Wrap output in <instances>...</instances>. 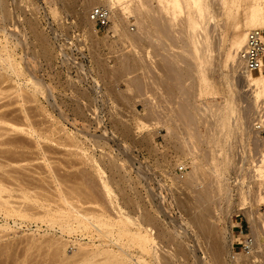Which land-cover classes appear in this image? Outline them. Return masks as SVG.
Returning <instances> with one entry per match:
<instances>
[{
    "label": "rangeland",
    "instance_id": "374dc122",
    "mask_svg": "<svg viewBox=\"0 0 264 264\" xmlns=\"http://www.w3.org/2000/svg\"><path fill=\"white\" fill-rule=\"evenodd\" d=\"M210 1H211L210 9L206 14L207 17H204V18L202 17L203 20L202 18L198 19V21L201 19L200 20L201 22L199 21L200 23H198V29H199L198 37H200L198 40H201V41L202 39L203 41L205 40L204 43L203 42H201V44L198 43L199 48H201L199 52L203 51L202 52L203 54L202 53H199V54L201 55L202 59L205 58L206 64H205L204 69H205L207 78L209 80L208 82H210V85H207V87H205V89L207 88V91H205L204 92L205 94H202V95L199 94V91H200L199 89L201 87L200 86L201 79L199 78V72H198L199 63L197 62L196 59L192 58L191 52H193L192 54H194V49H192V47L189 46L190 44L189 40L187 36L183 34V32L180 31L181 25L179 24L178 25L176 24V26L174 27V30L172 31L173 34L171 33L170 35L171 37H169L170 39L167 40L164 38V35H162V33L160 34L159 32H156L158 34L155 33L150 36L148 34H145L146 29H147L146 27H147L149 20L147 19L144 20L141 18L140 20L141 21L143 20V21L139 24L136 21L137 20L136 17L138 15L135 16V14L130 15L125 23L118 26L117 30L113 28L114 22L112 19H110V23L106 28H99L96 26L94 22H92L90 25L85 22H81L82 21L81 19L83 18V20H85V17L89 14V11L91 10V8L94 5H96L94 3L92 4L91 3L92 1L90 2L89 0H3L2 1L3 7L5 9H9V12H10V17L8 18L9 21L7 20V22L10 24L9 26L11 27V29L15 27V29L21 31V33L19 34L20 36H22L20 37L22 39V45L21 47L19 46L18 48L17 57H19L20 53L21 54L24 53V56L27 58L29 57L31 58L32 56L30 55L34 56V58L33 57L31 58L34 60V63L32 60L34 68H32V65L30 64L31 60L28 61V63L26 62L27 65L26 63L24 65L25 67L28 66L29 68L30 67L32 68L33 75H36L42 80L44 87H43V92L38 94V97L36 100H32V98L29 97V94L27 95L26 93H24L25 96H23V98H25V100H22L23 98L21 96L20 97L21 102L20 101L18 102L17 101L18 98L17 96H15L17 94H13L14 93L13 90H15V93H16V89L14 86L15 83H12L13 81L11 82V80L7 79V81L13 84V88H11L12 87V84H11L9 85L10 86V89H9V88H6V84H8L9 82H6V80L5 82L2 81L0 84L2 85L0 86V91H1L0 92V108H1L0 112H6L7 111L6 109L9 108L10 112L12 113L15 109L19 108L15 110V112L11 114V116L9 114L10 119L11 117H13L14 119L15 116L18 115L14 121L19 122L18 120L20 118V115H22L20 113L22 112L20 111V109L26 107L28 117L24 118V120L21 119L22 122L18 124L23 123L25 127H28L27 124H30L35 128V130L37 129L41 133L43 132L42 133L43 135L46 134L45 136H48V137L51 136V138L49 137L48 139L46 138H39V139L36 138L35 139V137L30 136V134L29 135L20 134L21 132L19 133L15 132L14 134L13 133L14 131H11L8 133V131L6 130H3V129L0 130V133H1L0 135V141H1L0 142V150H1L0 152V162H1L0 163V173H1L0 178L3 177L5 180L4 182L2 181L3 178L0 179L1 181L0 183L1 185L3 184L4 187L6 186V188L10 189V193L8 192L9 190L7 191V193L13 196L14 199L11 196L10 198L11 201H14L16 199L14 204L20 203L21 205L24 203L25 205L28 204L29 206L30 205L32 206L33 204L32 206L33 208L35 205V208L38 209V210L36 209L37 213L39 212V209H41L38 215L35 214V216L37 215V217H39L40 213L44 209V207L42 208V206L40 205V202L41 204L47 203L48 205V203L52 202L53 200L52 198H55L58 196V192H56L57 190L55 189L57 186H55V184L58 185L59 182L57 183V181H59V179L64 177L61 179L63 181L60 180L62 183L61 182L59 183L60 186L61 184L63 185L62 188L64 190L65 189L70 190L72 187H69V186L70 185L73 186V183L76 186H78L79 184L78 187H81L80 185L83 183L81 188H84L85 186L84 189L87 190V191L85 190L86 191L85 194L88 193V196L86 195L87 200H88V197L92 196L93 194L96 196V198L100 196L97 199L98 201L95 200L96 199L95 197H94V201L91 200L93 202V204H91L92 206H95V208L97 207L101 209V206L99 205L103 203L101 205L105 204L106 207H109L106 204L107 202H105L106 197L104 196L103 193L102 195L104 197H102L101 195V192L104 191L102 184H101L102 183L101 176L103 175L105 178V174H106V177L109 176L111 173L113 174V171L109 167V162L111 163V161L113 162L117 160L116 161L117 164L120 161V163H123V165L121 164L122 167H120L121 169L119 168V172L117 173L118 175L115 174L116 175L115 176L113 174V176L116 179H114V181H111L110 179V181L113 184L112 185L110 183V186L111 187L113 186V195L117 196L115 198H116V203L118 207L121 208L122 210L125 209V211L126 210L128 211L130 209V212H131V207L134 205L133 206L134 208L132 209V210L135 209L134 215L137 212L141 211L139 207L141 209L144 207V209L151 211L153 214H156V215L158 214V217H159L158 220L161 221V224L154 222L153 225L155 228L153 227V225H152L153 228L150 226V229L152 230L151 231L152 234L153 235L155 234L154 236L160 237L161 235H164L163 233L164 231L165 232L167 231L168 234H173L171 236L177 235L176 239H174L175 240L174 243L178 240H181V241L185 240L184 242L182 241L184 244L189 243L190 246L192 244L193 245L195 244L194 245L195 247L198 246L197 247L198 250L196 249L195 251L197 255H195V253H190L191 256L190 258L185 260L186 262L184 261V259H182L183 257H180L181 261L183 260L184 263L186 264L188 263L189 264H214L216 263L217 260L215 258H217L218 256L217 257L214 256V259L216 261L214 259L213 260L215 262L211 261L210 259L211 257L213 258V255L215 254L210 253L212 251H210L211 249L208 248L209 246L207 245L208 244L207 239L209 237L206 234L205 235L207 237L206 236L203 237L202 235L203 238L202 237L200 238L201 240L200 243L196 242L197 238H195L196 237L195 232L192 229L193 225H190L191 223L189 224L190 220H188V218L190 216L192 217V215L194 216V214L196 215L199 214V212L201 211L199 209L200 205H199V208L197 207L198 209L191 210L190 208L191 206H189L190 204L187 200H184L185 202H187V204L185 205L184 201H182L183 202L182 203L181 201H178L177 199L179 197V199L183 200V198H188L190 196L189 199H192V202H193L195 199L194 197L196 195L195 189L197 191H202L203 189L204 190L209 189L210 191L213 192L214 189L216 191V189L218 188L217 192L212 193L216 199L212 197V199H210L209 201V200H205L200 197L201 200H203V202L201 203L197 202V204L202 205L201 209L203 213L200 212V214H207V213H204V211H206V209L204 210V206H203L204 202L206 206L210 205L208 206L210 213L209 215L208 214L205 215L206 216L205 218L207 219L209 218L208 219L209 225L210 226L213 225L212 227H215L217 229L215 233H217L218 237L221 236L219 239V242L222 245L221 252H223V249H224V252L221 253L218 259L219 260L221 259L223 264H264V231H263L264 224L262 223V221H264V177L258 178L257 174L255 173L256 167H253L255 166L254 163L256 164V160L257 159L259 160L260 153L263 150V146L260 143L264 144V123L261 122V121L264 122V104H263L264 102L262 103L264 98L263 97L260 98L258 103L255 102L254 98H252L254 97L253 96L254 94L253 93L251 94L254 88H252L251 85L247 86V84H245L244 81L240 79V76L237 74V72H234V69L232 67V63L230 62V60H228L229 62L228 64H226L227 63V61H225L227 60L226 53L230 49L229 48L230 39L233 33V30L230 25L231 23H229L230 18H228L227 15L222 11L223 8H221V5L220 7L218 6L219 5L218 2H215L214 0H210ZM100 4L105 5V0H102ZM155 5L156 4L153 3V6ZM181 15L184 16L183 13ZM0 19H1V15H0ZM2 21L3 19L0 20V24H3ZM142 24H143V28L145 26L146 29L144 28V30H142L143 29L141 28ZM124 33H134V34L144 33V34L143 36L142 34L141 35L139 34L138 38L142 36L139 38V41L138 39H134L133 37L131 38H133L134 40L131 39L132 41H130V38L128 39ZM159 34H160V37H159ZM156 36L157 38H155ZM172 38L174 40L173 41L174 44L176 43L177 45L176 44L175 46L172 45L173 44L171 40ZM205 45L207 46V48ZM188 50L190 51L188 52ZM122 53H123V57H122ZM96 54L97 55L100 54L98 55L97 60L95 59L97 57ZM209 55H211L212 57ZM118 56H119V59H118ZM94 59L97 61V64ZM122 59H124L123 61L125 60H127V62L129 61L130 64L127 63L128 65L127 64L124 65V63L120 62V60ZM171 60L174 64L171 62ZM184 60H185V63L183 62ZM134 61L137 63H134ZM187 61H190L191 63ZM131 63H134V64H131ZM175 63L178 67L175 65ZM219 63L220 65H218ZM81 64L83 66L82 67L83 69L80 67ZM106 64L107 65L109 64L110 66L109 65L106 66ZM135 64L136 66L138 65L139 67H135V70H134L133 66H135ZM117 65L119 66V69ZM129 65L131 66L133 65L132 67H130V69L132 68L131 71L134 70L135 71L134 73L133 71L131 72L130 69L128 68ZM169 65L171 66L169 67ZM104 66L111 69L110 71H112L113 67L115 68L117 67L118 70L114 68L115 71H113V73L114 74L121 73L120 75H124L123 70L125 68H128V69L127 70L125 69L126 75L124 76L119 77L120 75L117 76L116 74L115 75L116 77L108 76L107 78V76L105 77L104 75V69H103ZM123 66H125V68ZM184 66H185V69H184ZM140 67H142V69ZM178 69L179 70L181 69V70L179 71ZM188 69H189V72H188ZM119 70L122 72H119ZM175 70H176V73H175ZM127 78L129 81L131 80L130 83H133V82L134 83L133 84L129 83L130 86H128L129 84L127 83L128 81ZM139 78L140 79L142 78L141 81H139V83L142 82V84L138 83L139 84L138 85L136 82H138ZM190 81H192L193 83ZM98 83L101 86L97 85ZM75 87L77 91L75 90ZM136 87L141 88V90L139 89L138 91H136L137 90ZM183 88H186V89L184 90ZM210 88L212 90H210ZM95 89H97V91ZM131 89H134V90H131ZM208 89L210 90L209 92L210 94H208V91H209ZM79 90L80 91L84 90L83 91L84 93L82 91L81 92L83 94H81V92L79 93ZM139 91L142 93H140ZM137 93H140V94H137ZM13 95L16 97V99ZM230 97H232V101H234L233 109L235 111H233L232 113L233 115H230V117L233 116L230 118V120H232L233 118L234 119L232 120L233 123L231 121L232 124L228 125V127L229 126L230 127L227 128L228 131L226 133L227 134L226 139L228 140L231 139L230 140L231 142L227 140V143H228L227 147L229 146L232 147V150L229 147L231 150L230 153H231V156H233L232 159L234 158L233 160L235 161L233 164L234 166L232 167L233 170H230V173L227 175L228 179L227 178L224 179V177L221 178V181L223 182V183L221 182V184L223 185L225 183L227 184V186L226 185H224L225 187L223 186L224 189L222 190L221 187H217L219 185H217L218 181L215 178L214 174L213 173L207 174L210 171L212 172V167H210L211 159L209 158L210 155H212V151H211L212 146H211V141L209 142V139L207 138L205 133L208 132L207 131L208 126H212V128L214 129L213 125L215 126V119L213 117L211 118V116L209 117L207 116L208 118L207 117L205 118L204 115H201L198 113L199 112L198 109L203 107V106H200L202 102L206 104L207 102L215 103L217 101V103L222 102L223 104H225L226 98H230ZM15 100L18 103H15L16 102ZM78 100L80 102H78ZM8 101H10L9 105L11 104V102L13 103L9 107L7 104ZM22 101L23 103L25 101L24 103L25 107L24 106L21 107V104H23ZM190 102L192 105L190 104ZM4 103L7 105H5ZM180 105L182 109L178 107ZM185 105L188 107V109L187 107H185ZM251 107H254L255 109L254 108L252 109ZM11 108H13V111ZM180 109L182 111H180ZM18 110L20 112H18ZM184 110H185V113H183ZM191 111L193 113L191 114L193 117L195 116L196 118L197 116V119L193 120V122L194 121H197V122L192 123V120H190L192 124L188 121L190 118L192 119L191 115H189ZM255 111H258V112L261 111L262 113L261 112L259 113L262 114L263 116L262 115H261L262 117L259 116L260 114L258 112L254 113ZM186 113L187 115L190 116L189 118L186 115ZM96 114L98 116H96ZM258 116L260 117L259 118L260 120L258 119ZM100 117H101L102 122L100 120ZM21 118L23 117L21 116ZM201 119H203L204 121L203 120L201 121ZM166 121L170 123L168 124ZM186 121L190 123V124H187V126H186ZM122 122L128 124L127 126H130L131 130L128 134H126L123 130H121L122 127H124ZM165 123L169 126L173 125L174 130L170 126L171 132L168 133ZM209 123L213 125H209ZM58 127H59V130H58ZM104 128H106V130ZM64 130L68 131L69 135H66ZM185 130L186 132H184ZM48 132L50 135L48 134ZM50 132L51 133L53 132V134L55 132V134L53 135ZM2 133L8 134V135H5V134L2 135ZM10 133H13V134H10ZM113 133L115 135H113ZM16 134H18L19 136ZM189 134L190 136L192 135L193 136L190 137ZM15 135L18 136V138ZM65 135L67 136V138ZM68 136L70 138H68ZM9 137L13 139V142H14V137H15V142L12 143L11 142L12 140L9 139ZM31 137L35 140H33ZM183 137L185 140L190 141L191 139L190 142L194 143L195 144L194 146L196 147L195 152L197 154L201 153L200 155L198 154L199 157L201 155L203 156L204 154L203 158L202 159L200 158L201 160L204 159L203 160L204 163L202 161L200 162L204 165L203 166L201 164L203 168L205 167L204 168L205 170L201 167L203 169V171L201 170L202 171L201 174L203 175L200 176L199 175L200 172H199L198 180H196L197 184H196V181H194L195 185H192V186H190L191 184L189 185V183H188L189 185L188 186L187 182L182 180V178H185V177L187 178L188 176L185 173L191 169L190 166L188 165V162H190L192 159L190 158L191 157L190 154L186 155L188 150H186L187 147L183 145L185 143L183 142L184 141ZM118 138H120V140ZM54 139L56 140L54 141ZM5 140L6 142H4ZM9 140L11 141L9 142ZM38 140L41 141L42 149L39 144L40 142ZM44 140H46L47 142ZM42 141H44L43 144H42ZM60 142H63L64 144ZM35 144L40 147L38 146L36 147ZM9 146L10 148H7ZM44 146L45 147L47 146L46 149ZM18 148L20 149V152H17V150H19ZM183 148H184V151H183ZM185 150H186V153H185ZM208 152H209V156L207 155ZM5 155L7 156V158L5 157ZM112 156L114 158H111ZM251 156H253V159ZM115 157H117V159H115ZM248 157H249L250 163H249ZM241 159L244 161L243 166L245 165V168L241 166L242 165ZM245 160H246V163L248 162L249 164L248 163L245 164ZM252 161L254 163H252ZM3 162H4V165H3ZM8 164H10L11 166ZM237 164H238V167H237ZM249 165H251L253 168L251 166L249 167ZM118 166H120V164ZM235 166L238 169V171L236 170ZM97 168L100 169V171L102 170V174L100 173V171H98ZM243 168L246 171L248 170L249 172L248 171L247 172L249 174ZM241 169H243L244 171ZM251 169L253 170L251 171ZM239 170H241V173ZM204 171L206 173H203ZM50 172L53 174H51ZM251 172L255 173L256 175L255 174L253 175V173L251 174ZM4 173L6 174L4 175ZM119 173L121 174V176L124 174L125 175L124 177L128 179L120 177ZM244 173L245 174L247 173V174L245 175ZM204 174L207 176H205ZM240 174H242L241 177H240ZM250 174L253 175V177ZM248 175L250 177H248ZM175 176H180L181 179H177L175 178ZM242 176L246 177V179L245 180L242 179L243 178ZM53 177L55 178V181H56V178H58L56 183L54 182ZM118 177L121 178V179L119 178V181L121 182L118 181ZM143 177L145 179H143ZM97 178H98V181H96ZM65 179H67L68 184L66 183ZM223 179L225 180V182ZM75 180L77 182H75ZM206 180L207 182L204 183V181ZM37 181H40V182L37 183ZM20 182L22 184L20 185L23 188L26 185L24 188L25 189L24 192H26L27 190L29 191L31 189L32 191L31 190L29 191L30 194L34 192V193H37L40 197L37 194H32L31 196L37 195V198L38 200L40 199L39 200L40 202L38 201L37 203L36 202L34 203L32 200L31 201L29 200L32 203V204H29L30 202L28 201H27L28 203L26 201H22L20 198V195L22 196L20 192L22 189V187L19 185ZM33 185H36L37 187ZM203 185L205 186V188L203 187ZM27 186H28V189H27ZM39 186H42V187H39ZM53 186L55 187L53 188ZM183 186H185L186 188ZM43 188L44 189L46 188L45 189L46 191L43 190ZM123 188H126V189H123ZM192 188H195V189L193 190ZM181 189H185V190H181ZM51 190H52V193H50ZM192 190L194 192H192ZM219 190L221 193L219 192ZM90 191L92 192V194ZM43 193H45V195ZM55 193L57 196L54 197ZM157 193H160V194H157ZM190 193L191 194L195 193V194L191 195ZM129 197L131 199V202L134 201L135 199L136 200L133 202L134 204L130 203L131 205L128 206L127 204H125L124 199L127 198L128 200ZM47 198L51 200H48ZM84 198L85 196L83 197L82 200L86 201L85 200L86 198L85 199ZM91 198L93 199V197H90V199ZM226 199L228 200V202ZM54 200H56V198ZM201 200H199V202ZM243 201L245 203H243ZM54 202L55 201L52 202V204H54L52 206H55L56 202L55 203ZM177 202H180L182 204H178ZM105 205L104 207L102 206V208H104V210L111 209L109 213L111 214V212H113L112 217H116L114 216L115 211H113L112 206L106 209ZM182 205L184 207H182ZM137 206L139 207L136 208ZM157 207H159V210H157L158 209ZM177 207L179 208L177 209ZM188 207L190 208L189 212L192 211L190 212L192 214L188 215L187 217L188 212L186 210H188L187 209ZM251 209L253 211H251ZM255 210L257 211L256 215L254 213ZM33 211H35V209ZM115 214L117 215L116 212ZM132 215H133V212H132ZM255 216H257L256 219L254 218ZM191 217L189 219H191ZM13 218L14 217L5 219L3 215H0V236H1L0 237V255H1L0 264H11V262L13 264H18V262H20L19 264H39V263L40 264H46V263H49V264L56 263L57 264V262H54V259H53L54 257L52 255L53 253L52 254L50 253L54 249L51 243H53L55 240H59V241L62 240L63 242L65 241L67 242L65 243L66 245L65 255H69L70 257L73 256L74 252L78 250L77 248L79 247L80 242L81 243L84 242V244L85 242L89 243L88 241L89 239L86 237H81L80 235L77 236L74 234L73 235H69V234L63 235V233H61L59 230L45 225V223L40 222V220L36 221L32 219L33 221L27 220L24 222H20V220L16 221L15 220L16 218L14 219ZM174 218H176V220ZM254 219L258 221L259 223L258 222L256 223ZM251 221L253 222V226L251 225ZM186 222L189 225H186L187 224ZM166 223H168L169 225ZM4 224L5 225L7 224L9 228H5L6 229L5 230L2 226ZM165 224L166 226L164 229ZM254 224H257L256 225L257 227ZM259 225L262 227H260ZM157 226L162 227V228H158ZM170 227L173 229L171 230ZM175 227H177L178 229L177 228L175 229ZM252 227L256 228V229L254 228L255 231L253 230ZM157 228L161 231L157 230ZM166 228L169 231L166 230ZM176 231L177 232L181 231L182 233L181 237H179ZM253 231L255 233L257 232L256 234H258V236L256 237H258V241H257V238L254 239L255 238L254 235L256 234ZM182 235L185 238L184 237L182 238ZM162 237L163 236H161L159 239L157 238L158 243L161 242ZM248 237H250L251 239H254V246H256L254 247V250L252 253H248V248L243 247V243L245 246V241H246V238ZM204 238H206V241L204 240ZM73 240L75 241L73 242ZM166 240L163 239L162 241H166ZM76 242H79V244ZM195 242L197 244L199 243L200 246H202L201 244H203V246L199 247V244L197 245ZM255 242H257L259 245L255 244ZM173 247H171L172 248L171 250H174ZM205 250H207V253ZM17 251L20 253H18ZM11 252L14 253L15 255L12 254L11 256L10 255ZM205 255L207 257H204ZM43 261H47V262L43 263ZM218 261H217V264L220 263Z\"/></svg>",
    "mask_w": 264,
    "mask_h": 264
},
{
    "label": "bare ground",
    "instance_id": "6f19581e",
    "mask_svg": "<svg viewBox=\"0 0 264 264\" xmlns=\"http://www.w3.org/2000/svg\"><path fill=\"white\" fill-rule=\"evenodd\" d=\"M2 1L3 0H0V15H1V19H3V24H0V84H1V82L2 81H4L5 82V80H6V82H9V81H7V79L8 80H11V82L12 83H15L14 84V86H15V89H16V93H15V90H13V94H17V95H15V96H17V101L19 102H21V100H20V97L22 96V98H23V96H25V94L24 93H26L27 95L29 94V97L30 98H32V100H36L37 99V97H38V94H40V93H42L43 92V83H42V80L39 78V77H37L36 75H33V70H32V68H34L33 67V63H34V60L33 59H31L32 57L34 58V56L33 55H30V56H32L31 58L29 57V58H27V57H25L24 56V53L23 54H19V57H17V55H18V48H19V46L21 47V45H22V39L20 38V37H22V36H20V34L19 33H21V31L20 30H17V29H15V27L14 28H12L11 29V27L9 26L10 24L7 22V20H8V18L10 17V12H9V9H5L4 7H3V3H2ZM92 4L94 3V4H96V5H92L93 7H95V6H97V5H101L100 3H101V1L102 0H89ZM215 2H218L219 3V7H220V5H221V8H223V12L227 15V17L228 18H230V22L229 23H231L230 25H231V28H232V30H233V33H232V36H231V39H230V49L227 51V53H226V59L227 60H225V61H227V63L226 64H228V60H230V62L232 63V67H233V69H234V72H237V74L240 76V79H242L243 81H244V83L245 84H247V86L248 85H251V87L252 88H254V90L251 92V94L253 93L254 95V97H252V98H254V101L255 102H257L258 103V101H259V99L260 98H264V49H263V53H262V56H261V65L258 67V68H255V69H248V68H246L245 66H244V64H243V61L240 59V55H239V52L242 50V48H243V46H244V44H245V42H246V39H247V34H248V32L250 31V30H253V29H259V30H263L264 31V0H214ZM88 2V1H87ZM210 0H105V5L104 6H107L109 9H110V19H112L113 20V22H114V25H113V28L115 29V30H117L118 29V26L119 25H122L123 23H125L126 22V20L128 19V17L130 16V15H133V14H135V16L136 15H138L136 18H137V23H141L142 21L140 20L141 18L142 19H147V20H149V22H148V24H147V29L145 28V26H144V28L146 29V33L145 34H148L149 36L150 35H152V34H155L156 32H159L160 34L162 33V35H164V38L165 39H167V40H169L170 38L169 37H171L170 35H171V33H172V31L174 30V27L176 26V24L178 25H181V32H183V34H185L186 36H187V38H188V40H189V46H191L192 47V49H194V54H192L193 52H191V55H192V58L193 59H196L197 60V62L199 63V78L201 79V87H200V91H199V94L200 95H202V94H205L204 92L205 91H207V88L205 89V87H207V85H210V82H208L209 80H208V78H207V75H206V73H205V64H206V61H205V58L204 59H202V57H201V55L199 54V53H202V52H199L200 51V49L201 48H199V44L198 43H200L201 44V42H203L204 43V41H203V39H202V41L201 40H198L200 37H198L199 35H198V23H200L201 21V19L198 21V19L199 18H204V17H207L206 16V14H207V12L209 11V9H210ZM103 3H104V1H103ZM102 3V4H103ZM153 3H155L156 5L155 6H153ZM88 4V3H87ZM89 5V4H88ZM92 7V8H93ZM183 13V15L184 16H182L181 14ZM140 16V17H139ZM139 17V18H138ZM80 18H81V16H80ZM203 18H202V20H203ZM0 19V20H1ZM140 21H139V20ZM82 21L81 22H85V23H87V24H91L93 21H91L90 20V17H89V14L85 17V20H83V18L81 19ZM9 21V20H8ZM203 22H205V21H203ZM84 23V24H85ZM228 23V22H227ZM143 24H144V22H143ZM143 24H142V27L141 28H143ZM206 24V23H205ZM86 25V24H85ZM139 26V25H138ZM203 26V25H202ZM218 26V25H217ZM206 27V26H205ZM224 27V26H223ZM144 28L142 29V30H144ZM220 28V27H219ZM228 28V27H227ZM230 28V29H231ZM88 29V28H87ZM91 29V28H90ZM177 29V28H176ZM201 29H202V27H201ZM203 29H204V27H203ZM202 31V30H201ZM204 31V30H203ZM262 31V33H263V40H264V32ZM92 32V31H91ZM138 32V31H137ZM143 32H145V31H143ZM24 33V32H23ZM22 33V34H23ZM95 33V32H94ZM93 33V34H94ZM201 33V32H200ZM199 33V34H200ZM125 34V36L129 39L130 38V41H132V40H134V39H138V41H139V38L140 37H142L143 36V34L142 33H139L140 35L142 34V36H140L139 38H138V36H139V34L138 33H124ZM156 34H158V33H156ZM160 34H159V37H160ZM173 34V33H172ZM201 35V34H200ZM149 36H148V38H149ZM180 36H182V35H180ZM205 36V35H204ZM25 37H26V35H25ZM131 37H133V38H131ZM154 37V36H153ZM162 37V36H161ZM174 37V36H173ZM185 37V36H184ZM219 37V36H218ZM145 38H147V37H145ZM155 38H157V36L155 37ZM183 38V37H182ZM204 38V37H203ZM221 38V37H220ZM103 39V38H102ZM132 39V40H131ZM162 39V38H161ZM181 39V38H180ZM205 39V38H204ZM14 40H16V41H14ZM172 40V42L174 41L173 40V38L171 39ZM170 40V41H171ZM177 40V39H176ZM102 41V40H101ZM169 41V42H170ZM187 41V40H186ZM225 41H226V39H225ZM129 42V41H128ZM135 42H136V40H135ZM33 43V42H32ZM131 43H133V42H131ZM165 43V42H164ZM171 43V42H170ZM169 43V44H170ZM185 43V42H184ZM208 43H209V41H208ZM208 43H207V45H208ZM221 43H222V41H221ZM136 44V43H135ZM176 44V43H175ZM175 44H174V42H173V44L172 45H174L175 46ZM188 44V43H187ZM112 45V44H111ZM168 45V44H167ZM177 45V44H176ZM185 45V44H184ZM204 45V44H203ZM210 45V44H209ZM170 46V45H169ZM201 46V45H200ZM206 46V45H205ZM167 47V46H166ZM190 47V48H191ZM209 47V46H208ZM168 48V47H167ZM183 48H185V47H183ZM189 48V49H190ZM206 48H207V46H206ZM110 49V48H109ZM169 49V48H168ZM165 50H167V49H165ZM184 50V49H183ZM203 50V49H202ZM206 50V49H205ZM111 51H113V50H111ZM110 51V52H111ZM190 50H188V52H189ZM167 52V51H166ZM176 52V51H175ZM92 53V52H91ZM116 53V52H115ZM147 53V52H146ZM93 54V53H92ZM92 54H91V56H92ZM168 54H169V52H168ZM172 54V53H171ZM203 54V53H202ZM210 54V53H209ZM97 55V54H96ZM98 55H100V54H98ZM98 55H97V57L95 58L96 60L98 59ZM112 55V54H111ZM116 55V54H115ZM119 55V54H118ZM134 55V54H133ZM147 55V54H146ZM84 56V55H83ZM126 56V55H125ZM177 56V55H176ZM175 56V57H176ZM208 56V55H207ZM209 56H211V55H209ZM103 57V56H102ZM122 57H123V53H122ZM129 57V56H128ZM146 57V56H145ZM172 57H173V55H172ZM204 57V56H203ZM212 57V56H211ZM89 58V57H88ZM127 58V57H126ZM165 58V57H164ZM177 58H179V57H177ZM207 58V57H206ZM94 59V60H95ZM102 59V58H101ZM100 59V60H101ZM118 59H119V56H118ZM125 59V58H124ZM124 59H122V60H120V62H122V63H124V65L125 64H130L129 63V61L127 62V60H125V61H123ZM174 59V58H173ZM172 59V60H173ZM183 59V58H182ZM31 60V65H32V68L30 67H28V66H26L25 67V63L27 62L28 63V61H30ZM32 60H33V63H32ZM95 60V61H96ZM139 60V59H138ZM172 60H171V62H172ZM175 60H176V58H175ZM180 60V59H179ZM103 61V60H102ZM140 61V60H139ZM167 61V60H166ZM169 61V60H168ZM208 61V60H207ZM175 62V61H174ZM179 62V61H178ZM181 62V61H180ZM184 63H185V60L183 61ZM187 62H189V63H191L190 61H187ZM27 63H26V65H27ZM134 63H137V62H135L134 61ZM134 63H131V64H134ZM143 63V62H142ZM173 63V62H172ZM182 63V62H181ZM180 63V64H181ZM188 63V64H189ZM195 63V62H194ZM221 63H222V61H221ZM96 64H97V61H96ZM120 64V63H119ZM127 64V65H128ZM144 64V63H143ZM146 64V63H145ZM174 64V63H173ZM179 64V65H180ZM208 64H209V62H208ZM225 64V65H226ZM99 65V64H98ZM109 65V64H108ZM107 64H106V66H108ZM121 65H123V64H121ZM127 65H126V67H127ZM140 65V64H139ZM142 65V64H141ZM175 65H176V63H175ZM190 65V64H189ZM218 65H220V63L218 64ZM97 66V65H96ZM101 66V65H100ZM106 66H104L103 67V69H104V75H105V77L107 76V78H108V76H114V77H116L115 75L117 74V73H113V71H115V69H117V67L115 68V67H113L112 68V71H110L111 69H109L108 67H106ZM110 66V65H109ZM113 66V65H112ZM118 66V65H117ZM133 66V65H132ZM131 65H129L128 66V68L130 69V67H132ZM145 66H147V65H145ZM144 66V67H145ZM171 65H169V67H170ZM177 66V65H176ZM188 66V65H187ZM186 66V67H187ZM81 68L83 67L82 66V64H81V66H80ZM124 68H125V66H123ZM134 67V70H135V67H139L138 65L136 66V64H135V66H133ZM168 67V66H167ZM173 67V66H172ZM178 67V66H177ZM177 67H175V68H177ZM180 67V66H179ZM191 67V66H190ZM27 68H28V70H27ZM98 68V67H97ZM102 68V67H101ZM115 68V69H114ZM120 68H122V67H120ZM124 68H122V69H124ZM128 68H125L126 70L128 69ZM141 69H142V67H140ZM147 68V67H146ZM193 68V67H192ZM221 68V67H220ZM83 69V68H82ZM114 69V70H113ZM118 69H119V66H118ZM117 69V70H118ZM122 69H120V70H122ZM123 70V74L124 75H126L125 73H126V70ZM132 69V68H131ZM131 69H130V71H131ZM138 69V68H137ZM145 69V68H144ZM163 69V68H162ZM170 69H172V68H170ZM182 69V68H181ZM180 69V70H181ZM184 69H185V66H184ZM190 69V68H189ZM189 69H188V72H189ZM197 69V68H196ZM119 70V72H122V71H120ZM134 70H132L133 71V73L135 72ZM172 70H174V69H172ZM179 70V69H178ZM179 70V71H180ZM129 71V70H128ZM129 71V72H130ZM131 71V72H132ZM145 71H147V70H145ZM150 71V70H149ZM187 71V70H186ZM185 71V72H186ZM196 71V70H195ZM97 72H98V70H97ZM116 72H118V71H116ZM175 73H176V70H175ZM182 73V72H181ZM191 73V72H190ZM114 74V75H113ZM121 74V73H120ZM120 74H117V76H119ZM185 74V73H184ZM226 74V73H225ZM124 75H120L119 77H121V76H124ZM129 76V75H128ZM184 77V76H183ZM188 77V76H187ZM86 78V77H85ZM118 78V77H117ZM138 78V77H137ZM136 78V79H137ZM186 78V77H185ZM191 78V77H190ZM1 79H3V80H1ZM133 79H135V78H133ZM142 79V78H141ZM141 79L139 78L138 79V82H136L137 84L139 83V81H141ZM182 79V78H181ZM192 79H194V78H192ZM197 79V78H196ZM211 79V78H210ZM96 80V79H95ZM111 80V79H110ZM127 80H128V78H127ZM184 80V79H183ZM182 80V81H183ZM85 81V80H84ZM129 81V80H128ZM127 81V83L129 84L130 82H131V80L128 82ZM179 81H180V79H179ZM211 81V80H210ZM190 82H192V81H190ZM10 83V82H9ZM6 84V88H9L10 89V86L9 85H11L12 83H10V84ZM71 83V82H70ZM97 83V82H96ZM134 83V82H133ZM133 83H130V84H133ZM144 83V82H143ZM182 83H184V82H182ZM189 83V82H188ZM193 83V82H192ZM213 83V82H212ZM130 84L128 85V86H130ZM139 84H142V82L141 83H139ZM138 84V85H139ZM72 85V84H71ZM97 85H99V86H101L99 83L97 84ZM137 85V86H138ZM184 85V84H183ZM244 85V84H243ZM242 85V86H243ZM0 86H2V85H0ZM74 86V85H73ZM98 86V87H99ZM131 86H133V85H131ZM143 86V85H142ZM180 86H181V84H180ZM187 86V85H186ZM191 86V85H190ZM197 86V85H196ZM203 86V87H202ZM246 86V85H245ZM189 87V86H188ZM251 87H250V89H251ZM11 88H13V84H12V87ZM100 88V87H99ZM137 88V87H136ZM193 88V87H192ZM228 88V87H227ZM85 89V88H84ZM141 90V88H137V90L136 91H138V90ZM184 90L186 89V88H183ZM218 89H219V87H218ZM12 90V89H11ZM75 90L77 91V89H76V87H75ZM96 91H97V89H95ZM99 90V89H98ZM131 90H134V89H131ZM130 90V91H131ZM190 90V89H189ZM209 90V89H208ZM210 90H212L211 88H210ZM210 90L208 91V94H210L209 92H210ZM82 92L84 91V90H81ZM80 90H79V93L81 92ZM116 91H118V90H116ZM142 91H144V90H142ZM197 91V90H196ZM195 91V92H196ZM1 92V91H0ZM81 92V94H83ZM140 92V91H139ZM186 92H187V90H186ZM190 92V91H189ZM99 93V92H98ZM134 93H135V91H134ZM140 93H142V92H140ZM140 93H137V94H140ZM85 94H86V92H85ZM100 94V93H99ZM110 94H111V92H110ZM115 94V93H114ZM136 94V95H137ZM190 94V93H189ZM18 95H19V97H18ZM97 95V94H96ZM193 95V94H192ZM207 95V94H206ZM14 96V95H13ZM14 96V97H15ZM84 96V95H83ZM82 96V97H83ZM86 96H88V95H86ZM198 96V95H197ZM229 97V96H228ZM12 98V97H11ZM88 98V97H87ZM1 99H2V97H1ZM15 99H16V97H15ZM97 99V98H96ZM95 99V100H96ZM194 99V98H193ZM200 99V98H199ZM22 100H25V98H23ZM196 100V99H195ZM7 101V100H6ZM10 101H12V100H10ZM10 101H8L7 102V104H8V107L11 105V104H13L12 102H11V104L9 105V103H10ZM16 101V100H15ZM15 102V103H18V102ZM252 101V100H251ZM3 102V101H2ZM78 102H80L79 100H78ZM189 102V101H188ZM234 101H232V97H230V98H226V103L225 104H223L222 102H220V103H217V101L214 103V102H207L206 104H204L203 102L200 104V106H203L202 108H199L198 109V113L199 114H201V115H204L205 116V118L208 116H211V118L213 117L214 119H215V126L213 125V124H211V123H209V125H213V127H214V129L212 128V126H208V132H206L205 134H206V136H207V138L209 139V142L211 141V146H212V148H211V151H212V155H210V159H211V165H210V167H212V172L210 171L209 173H207V174H210V173H213L214 174V176H215V178L217 179V181H218V184L217 185H219V186H217V187H221L222 188V190L224 189L223 188V186L224 185H226L227 186V184L225 183L224 185L223 184H221V178L222 177H224V179L225 178H227L228 179V177H227V175L230 173V170H233V164H234V161L235 160H233L232 159V157L233 156H231V153H230V151L232 150V147H230L231 148V150H230V148L229 147H227V140L228 139H226V133H227V128H229L228 127V125L230 124H232L233 123V119L232 120H230V118L231 117H233V116H231L230 117V115H233L232 113H233V111H235L234 109H233V103ZM264 102V99H263V101H262V103ZM6 103V102H5ZM4 103V104H5ZM22 103H23V101H22ZM24 103H25V101H24ZM24 103L23 104H21V107H23L24 106ZM252 103V102H251ZM7 104H5V105H7ZM98 104V103H97ZM190 104H191V102H190ZM264 104V103H263ZM19 105V104H18ZM88 105V104H87ZM189 105V104H188ZM192 105V104H191ZM256 105V104H255ZM254 105V106H255ZM261 105V104H260ZM2 106V105H1ZM20 106V105H19ZM80 106V105H79ZM190 106V105H189ZM6 107V106H5ZM25 107V106H24ZM78 107V106H77ZM178 107H180L181 108V105L180 106H178ZM185 107H187L186 105H185ZM193 107V106H192ZM259 107V106H258ZM17 108V107H16ZM98 108V107H97ZM252 109L254 108V107H251ZM260 108V107H259ZM262 108V107H261ZM1 109V108H0ZM5 109V108H4ZM12 109V111H13V108H11ZM15 109V108H14ZM17 109H19V108H17ZM17 109H15V110H17ZM182 109V108H181ZM180 109V111H182ZM187 109H188V107H187ZM186 109V110H187ZM189 109H191V108H189ZM255 109V108H254ZM7 111L6 112H0V130H6V131H8V133L9 132H11V131H14L13 133L15 134V132H21L20 134H30V136H34L35 137V139L37 138V139H39V138H46V139H48L49 137L51 138V136H45L46 134H42L40 131H38L37 129L35 130V128L32 126V125H30V124H27V126L28 127H25L24 126V124L22 123V124H18V123H21L22 122V120H24V118H27L28 117V114H27V108L25 107V108H21L20 109V111H22V112H20L19 110H18V112H20L22 115H20V118H19V120H18V118H17V120L19 121V122H17V121H14L15 119H16V117L18 116H15V118L13 119V117H11V119H10V116H11V114H13L14 112H15V110L11 113L10 112V109L8 108V109H6ZM9 110V111H8ZM95 110V109H94ZM97 110V109H96ZM241 110V109H240ZM249 110V109H248ZM263 110V109H262ZM261 110V111H262ZM83 111V110H82ZM100 111V110H99ZM189 111V110H188ZM261 111H259V112H261ZM10 112V113H9ZM98 112V111H97ZM236 112H238V111H236ZM241 112V111H240ZM243 112V111H242ZM247 112V111H246ZM256 112H258V111H255L254 113H256ZM258 112V113H259ZM83 113V112H82ZM93 113V112H92ZM180 113V112H179ZM183 113H185V110H184V112ZM182 113V114H183ZM262 113V112H261ZM9 114H10V116H9ZM16 114H17V112H16ZM16 114H14V115H16ZM188 114H189V112H188ZM191 114H193L192 113V111H191V113L189 114V115H191ZM260 114V113H259ZM258 114V115H259ZM168 115V114H167ZM175 115V114H174ZM181 115V114H180ZM186 115H187V113H186ZM189 115H187L188 116V118L190 117ZM198 115V114H197ZM255 115V114H254ZM262 114H260L259 116H261ZM9 116V117H8ZM21 116L23 117V118H21ZM96 116H98L97 114H96ZM171 116V115H170ZM183 116V115H182ZM200 116V115H199ZM249 116V115H248ZM258 116V119L260 118ZM263 116V115H262ZM261 116V117H262ZM191 117H192V119L190 118L189 120H188V118H187V120L191 123V121L190 120H192V123H194V122H197V121H194L193 122V120H196L197 119V116H196V118H195V116L193 117L192 115H191ZM203 117V116H202ZM201 117V118H202ZM207 117V118H208ZM251 117V116H250ZM253 117V116H252ZM257 117V116H256ZM255 117V118H256ZM9 118V119H8ZM194 118V119H193ZM204 118V117H203ZM22 119V120H21ZM167 119V118H166ZM200 119V118H199ZM198 119V120H199ZM100 120H101V117H100ZM203 119H201V121H202ZM209 120V119H208ZM255 120V119H254ZM260 120V119H259ZM263 120V119H262ZM13 121V122H12ZM122 121V120H121ZM168 121V120H167ZM166 121V122H167ZM188 121H186V126H187V124H190V123H188ZM204 121V120H203ZM207 121V120H206ZM205 121V122H206ZM231 121H232V123H231ZM15 122V123H14ZM101 122H102V120H101ZM209 122V121H208ZM262 123H264L263 121H261ZM100 123V122H99ZM168 124L170 123V122H167ZM191 123V124H192ZM202 123V122H201ZM204 123V122H203ZM259 123H260V121H259ZM116 124V123H115ZM122 124L124 125V127H122V129L121 130H123L126 134H128L129 132H130V130H131V128H130V126H127L128 124H126V123H123L122 122ZM166 124V123H165ZM207 125H208V123H207ZM57 126V125H56ZM105 126V125H104ZM122 126V125H121ZM172 128H173V125H170ZM169 125H167L166 124V128H167V132L168 133H170L171 132V127H170ZM185 126V125H184ZM119 127H120V125H119ZM165 127V126H164ZM53 128V127H52ZM55 128V127H54ZM205 128V127H204ZM60 129H61V127H60ZM105 130H106V128H104ZM177 129V128H176ZM199 129H200V127H199ZM207 129V128H206ZM54 130V129H53ZM58 130H59V127H58ZM173 130H174V128H173ZM181 130V129H180ZM189 130V129H188ZM191 130V129H190ZM205 130V129H204ZM57 131V130H56ZM198 131V130H197ZM63 132V131H62ZM64 132L66 133V135H69L68 134V131H65L64 130ZM116 132V131H115ZM132 132V131H131ZM184 132H186V130L184 131ZM195 132V131H194ZM13 133H10V134H13ZM45 133V132H44ZM47 133V132H46ZM51 133V132H50ZM59 133V132H58ZM182 133V132H181ZM200 133V132H199ZM208 133V134H207ZM5 134V133H4ZM3 133H2V135H4ZM48 134H49V132H48ZM51 134H53V132L51 133ZM54 134H55V132H54ZM53 134V135H54ZM63 134V133H62ZM0 135H1V133H0ZM5 135H8V134H5ZM16 135H18V134H16ZM15 135V136H16ZM50 135V134H49ZM65 135V136H66ZM113 135H115L114 133H113ZM113 135H111V136H113ZM19 136V135H18ZM18 136H16L17 138H18ZM97 136V135H96ZM106 136V135H105ZM121 136V135H120ZM119 136V137H120ZM189 136H190V134H189ZM188 136V137H189ZM193 136V135H192ZM192 136H190V137H192ZM205 136V137H206ZM230 136V135H229ZM228 136V137H229ZM61 137V136H60ZM70 137H71V135H70ZM69 136H68V138H70ZM2 138V137H1ZM3 138H4V136H3ZM2 138V139H3ZM20 138V137H19ZM32 138V137H31ZM53 138H54V136H53ZM59 138V137H58ZM66 138H67V136H66ZM66 138H65V140H66ZM103 138V137H102ZM115 138V137H114ZM6 139H8V138H6ZM9 139H11V140H9V142L11 141L12 143H14L15 142V137H14V142H13V139L12 138H10L9 137ZM33 139V138H32ZM35 139H33V140H35ZM112 139V138H111ZM119 140H120V138H118ZM123 139V138H122ZM187 139V138H186ZM202 139H203V137H202ZM4 140V139H3ZM2 140V141H3ZM18 140V139H17ZM16 140V141H17ZM53 140V139H52ZM56 139H54V141H55ZM58 140H60V139H58ZM68 140V139H67ZM118 140V141H119ZM125 140V139H124ZM183 142H185L183 145L185 146V147H187V149L186 150H188L187 151V154L186 155H188V154H190L191 155V157L190 158H192L191 159V161L190 162H188V165L190 166V170L188 171V172H186L185 174H187L188 176H187V178L185 177V178H182V180H184L185 182H187V185H188V183H189V185L190 186H192V185H195V183H194V181H196V180H198V177H199V175L201 176V175H203V174H201V172L203 171V169L205 168H203L202 167V163L200 162V161H202L203 162V160H201L202 158H203V156H204V154H203V156L201 157H199V155L201 154V153H196L195 152V144L194 143H192V142H190L191 141V139H190V141L189 140H185L184 139V137H183ZM231 140V139H230ZM230 140H228V141H230ZM39 141V140H38ZM38 141H37V143H38ZM44 141H46V140H44ZM44 141H42V144H43V142ZM261 141H263V140H261ZM1 142V141H0ZM4 142H6V140L4 141ZM8 142V143H9ZM35 142V141H34ZM40 143V146H41V141H39ZM47 142V141H46ZM59 142V141H58ZM66 142H68V141H66ZM95 142V141H94ZM107 142V141H106ZM113 142H115V141H113ZM231 142V141H230ZM229 142V143H230ZM22 143V142H21ZM36 143V144H37ZM60 143H63V142H60ZM98 143V142H97ZM207 143V142H206ZM16 144V143H15ZM15 144H13V145H15ZM17 144H18V142H17ZM35 144V145H36ZM45 144V143H44ZM48 144V143H47ZM46 144V145H47ZM64 144V143H63ZM260 144H262V146H263V150L261 151V153H260V158H259V160L257 159L256 160V164L252 161V163H254V165L255 166H253V167H256L255 168V173L257 174V177L258 178H262V177H264V144L263 143H260ZM1 145H2V143H1ZM12 145V144H11ZM21 145V144H20ZM61 145V144H60ZM181 145V144H180ZM38 145H36V147H37ZM40 146H38V147H40ZM68 146V145H67ZM120 146V145H119ZM123 146V145H122ZM129 146V145H128ZM232 146V145H231ZM242 146V145H241ZM261 146V147H262ZM6 147V146H5ZM20 147V146H19ZM24 147V146H23ZM45 147V146H44ZM47 147V146H46ZM46 147H45V149H46ZM126 147V146H125ZM240 147V146H239ZM7 148H10V146L9 147H7ZM25 148V147H24ZM28 148V147H27ZM67 148V147H66ZM110 148H111V146H110ZM127 148V147H126ZM184 148H183V151H184ZM237 148V147H236ZM3 149V148H2ZM19 149V148H18ZM21 149H22V147H21ZM41 149H42V146H41ZM48 149V148H47ZM124 149V148H123ZM129 149V148H128ZM243 149V148H242ZM247 149V148H246ZM254 149H256V148H254ZM258 149V148H257ZM17 150V149H16ZM16 150H14V151H16ZM68 150V149H67ZM186 150H185V153H186ZM209 150V149H208ZM3 151H5V150H3ZM2 151V152H3ZM7 151H9V150H7ZM13 151V150H12ZM11 151V152H12ZM22 151H24V150H22ZM39 151V150H38ZM241 151V150H240ZM253 151V150H252ZM0 152H1V150H0ZM17 152H20V149L19 150H17ZM27 152V151H26ZM25 152V153H26ZM34 152V151H33ZM37 152V151H36ZM126 152V151H125ZM254 152V151H253ZM24 153V154H25ZM29 153V152H28ZM27 153V154H28ZM38 153V152H37ZM42 153V152H41ZM121 153V152H120ZM127 153V152H126ZM249 153V152H248ZM251 153V152H250ZM19 154V153H18ZM35 154V153H34ZM234 154V153H233ZM239 154V153H238ZM10 155V154H9ZM12 155H13V153H12ZM20 155V154H19ZM23 155V154H22ZM42 155V154H41ZM117 155V154H116ZM115 155V156H116ZM207 155L209 156V152L207 153ZM244 155V154H243ZM259 155V154H258ZM43 156V155H42ZM185 156V155H184ZM238 156H240V155H238ZM246 156V155H245ZM5 157L7 158V156L5 155ZM4 157V158H5ZM9 157V156H8ZM14 157V156H13ZM47 157V156H46ZM252 157V159H253V156H251ZM11 158H12V156H11ZM15 158V157H14ZM45 158V157H44ZM111 158H114L113 156L111 157ZM120 158V157H119ZM201 158V159H200ZM208 158V159H209ZM245 158V157H244ZM244 158H243V160H244ZM3 159V158H2ZM115 159H117V157H115ZM247 159V158H246ZM255 159V158H254ZM5 160V159H4ZM8 160V159H7ZM12 160V159H11ZM110 160H112V159H110ZM114 160V159H113ZM120 160V159H119ZM121 160H122V158H121ZM239 160V159H238ZM242 160V159H241ZM242 160V165L241 166H243V163H244V161ZM248 160H249V157H248ZM3 161V160H2ZM47 161V160H46ZM117 161V160H116ZM116 161H111V163L109 162V167H110V169L113 171V174L115 175H118L117 173L119 172V168L120 167H122L121 166V164L123 165V163H120V161H119V163L117 164V162ZM206 161V160H205ZM237 161V160H236ZM209 162V161H208ZM1 163V162H0ZM6 163V162H5ZM204 163V162H203ZM207 163V162H206ZM248 163V162H247ZM246 163V160H245V164H247ZM249 163H250V160H249ZM248 163V164H249ZM7 164V163H6ZM120 164V166H118ZM202 164V165H201ZM208 164V163H207ZM236 164V163H235ZM3 165H4V162H3ZM8 165H10V164H8ZM50 165V164H49ZM253 165V164H252ZM2 166V165H1ZM11 166V165H10ZM99 166V165H98ZM97 166V167H98ZM204 166V165H203ZM251 165H249V167H250ZM4 167V166H3ZM103 167V166H102ZM125 167V166H124ZM124 167H123V169H124ZM203 169H202V168ZM209 167V166H208ZM237 167H238V164H237ZM240 167V166H239ZM244 168H245V165L243 166ZM252 167V166H251ZM252 167V168H253ZM139 168H141V167H139ZM207 168V167H206ZM232 168V169H231ZM235 168H236V166H235ZM241 168V167H240ZM243 168V169H244ZM6 169V168H5ZM96 169V168H95ZM98 169V168H97ZM109 169V170H110ZM121 169V168H120ZM145 169V168H144ZM243 169H241V170H243ZM200 170V171H199ZM202 170V171H201ZM205 170V169H204ZM236 170L238 171V169L236 168ZM241 170H239L240 171V173H241ZM245 170V169H244ZM243 170V171H244ZM253 169H251V171H252ZM54 171V170H53ZM98 171H100V169H98ZM104 171V170H103ZM107 171V170H106ZM140 171H141V169H140ZM207 171V170H206ZM236 171V172H237ZM246 171V170H245ZM248 171V170H247ZM246 171V172H247ZM2 172V171H1ZM144 172V171H143ZM200 172V174L198 175V173ZM235 172V173H236ZM249 172V171H248ZM247 172V173H248ZM6 173H7V171H6ZM6 173H4V175L6 174ZM51 173V172H50ZM55 173V172H54ZM100 173L102 174V170L100 171ZM203 173H206L205 171L203 172ZM238 173V172H237ZM246 173V174H247ZM253 172H251V174H252ZM255 173H253V175L255 174ZM51 174H53V173H51ZM56 174V173H55ZM112 174V173H111ZM110 174V175H111ZM113 174L110 176H107L106 177V174H105V178H104V176L102 175L101 177H102V179H101V181H102V187H103V192H101V195H102V193L104 194V196L106 197L105 198V202H107L106 204L110 207V206H112V208H113V211H115L116 213H117V215L115 214V212H114V216H116V217H112V214H113V212H111V214L109 213L110 212V210L111 209H107V208H109V207H106V205H105V208L107 209V210H104V208H102V206L104 207V205H101V204H103V203H101L99 206H101V209H99V208H97V210H96V208H95V206H92L91 204H93V202L92 201H94V197L96 198V196L93 194L92 196H89L88 197V200H90V201H88L87 200V196H88V193L87 194H85V192L87 191L86 189H84L85 188V186H84V188H81L82 187V184L80 185L81 187H78L79 186V184H78V186H76V185H74V183H73V186H69V187H72L69 191L67 190V189H63L62 188V184H61V186H60V182L61 181H63V180H61L62 178H64V177H62L61 179H59V181H57V179L58 178H56V181H57V183H58V185H56L55 183H56V181H55V178H54V184H55V186H57L55 189L57 190L56 192H58V196L56 195V193H55V195H54V197L55 196H57V197H55L56 198V200H54L55 198H52L53 200H52V202L53 201H55L54 203H55V206H52V205H54V204H52V202H50V203H48V205H47V203L46 204H41V202L38 200V198H37V193H32V194H37V195H33V196H31L32 194H30L29 193V191L31 190H27L26 192H24V188H25V186H24V188L21 186L22 184H21V182L19 183V185L22 187V189H21V194H22V196L20 195V198H21V200L22 201H28V202H30L31 200L35 203H37L38 201L40 202V205L42 206V208L44 207V209L42 210V212L40 213V215H39V217H37V215L39 214V212L41 211V209H39V212L37 213V211H36V209L37 208H35V205H34V208L32 207L33 206V204L30 202L29 204H32V206L30 205H28L26 202V204L27 205H25L24 203V206H23V204H21L20 205V203H17V204H19V205H17V204H14V202H15V200L14 201H11L10 200V198H11V194H9L10 193V189H8V188H6V186L4 187L3 186V184L1 185V183H0V215H3L4 217H5V219L6 218H10V217H14V218H16L15 220L16 221H18V220H20V222H24V221H27V220H32V219H34V220H36V221H38V220H40V222H42V223H45V225H47V226H49V227H51V228H55V229H57V230H59L61 233H63V235L64 234H69V235H77V236H81V237H86V238H88L89 240V243L87 242H85V244H84V242L83 243H81L80 242V244H79V242H76V243H78L79 244V247L77 248L78 250L76 251V252H74V254H73V256H69V255H65L66 254V252H65V249H66V245H65V243H67L66 241L65 242H63L62 240H55L53 243H51L52 244V246L54 247V249H53V251L52 252H50L52 255H53V259H54V262H57V264H186V263H184V261L185 260H187L188 258H190V253H195V251H196V249H197V247H195L193 244L190 246L189 245V243H186V244H184L183 242L185 241H181V240H178V241H176L175 243H174V239H176V237H177V235H175V236H171V235H173V234H168L167 233V231L165 232L163 229V233H164V235H161V236H163L161 239L163 240V239H165L166 240V238H167V240L166 241H162L161 240V242H159L158 243V241H157V238L159 239L160 237H156V236H154L153 234H152V230L150 229V226L152 227V225L154 224V222H157L158 224H161V221H159L158 220V214L156 215V214H153L151 211H149V210H147V209H144V207L142 208V209H144V210H146V211H144V210H142L139 206H137L136 208H138L139 207V209L141 210L140 212H137L136 214H138V215H134V210H132L134 207V205L131 207V212H130V209L127 211H125V209L124 210H122L121 208H119L118 207V205H117V203H116V198L115 197H117V196H114L113 195V186L111 187L110 186V183L112 184V182L111 181H114V179H116L114 176H113ZM146 174V173H145ZM245 174V173H244ZM243 174V175H244ZM245 174V175H246ZM249 174V173H248ZM250 174V175H251ZM255 174V175H256ZM0 175H1V173H0ZM10 175H11V173H10ZM59 175H61V174H59ZM115 175V176H116ZM119 175H120V177H123V178H125V179H128V178H126V177H124L125 175L123 174L122 176H121V174L119 173ZM205 175V174H204ZM212 175V174H211ZM241 175L242 174H240V177H241ZM244 175V176H245ZM253 175H251L252 177H253ZM50 176V175H49ZM54 176H56V175H54ZM69 176V175H68ZM181 176V175H180ZM180 176H175V178H177V179H181V177ZM205 176H207V175H205ZM235 176V175H234ZM237 176V175H236ZM12 177V176H11ZM46 177V176H45ZM60 177V176H59ZM67 177V176H66ZM65 177V178H66ZM72 177V176H71ZM120 177H118V181H119V178ZM174 177V176H173ZM208 177H209V175H208ZM213 177V176H212ZM212 177H211V179H212ZM243 177V176H242ZM248 177H250L249 175H248ZM256 177V176H255ZM3 178V177H2ZM2 178H0V179H2ZM6 178H7V176H6ZM15 178V177H14ZM50 178V177H49ZM70 178V177H69ZM122 178V179H123ZM202 178V177H201ZM11 179V178H10ZM16 179V178H15ZM110 179H111V181H110ZM121 179V178H120ZM143 179H145L144 177H143ZM148 179V178H147ZM186 179V180H185ZM223 179V180H224ZM239 179V178H238ZM241 179V178H240ZM242 179H246V177H243ZM248 179V178H247ZM7 180V179H6ZM12 180V179H11ZM11 180H10V182H11ZM14 180V179H13ZM33 180V179H32ZM35 180V179H34ZM40 180V179H39ZM44 180H45V178H44ZM47 180V179H46ZM61 180V181H60ZM66 180V183H67V179H65ZM70 180V179H69ZM73 180V179H72ZM71 180V181H72ZM153 180V179H152ZM173 180V179H172ZM176 180V179H175ZM203 180V179H202ZM215 180V179H214ZM262 180V179H261ZM2 181H4L5 182V180H4V178H3V180ZM16 181V180H15ZM20 181V180H19ZM70 181V182H71ZM96 181H98V178H97V180ZM100 181V180H99ZM100 181V182H101ZM180 181V180H179ZM1 182V181H0ZM7 182V181H6ZM14 182V181H13ZM23 182H24V180H23ZM22 182V183H23ZM28 182V181H27ZM26 182V183H27ZM35 182V181H34ZM38 182H40V181H37V183ZM51 182V181H50ZM75 182H77L76 180H75ZM84 182V181H83ZM99 182V183H100ZM116 182V181H115ZM119 182H121V181H119ZM125 182V181H124ZM152 182V181H151ZM175 182V181H174ZM200 182V181H199ZM205 182H207V180L206 181H204V183ZM224 182H225V180H224ZM3 183V182H2ZM16 183H18V182H16ZM33 183V182H32ZM43 183V182H42ZM46 183V182H45ZM52 183H53V181H52ZM62 183V182H61ZM64 183V182H63ZM81 183V182H80ZM117 183V182H116ZM122 183H123V181H122ZM181 183V182H180ZM184 183V182H183ZM194 183V184H193ZM215 183V182H214ZM223 183V182H222ZM7 184V183H6ZM24 184V183H23ZM28 184V183H27ZM41 184V183H40ZM44 184V183H43ZM47 184V183H46ZM65 184V183H64ZM68 184V183H67ZM71 184V183H70ZM75 184H77V183H75ZM196 184H197V181H196ZM10 185H11V183H10ZM13 185V184H12ZM18 185V184H17ZM16 185V186H17ZM29 185V184H28ZM49 185V184H48ZM90 185V184H89ZM113 185V184H112ZM115 185V184H114ZM181 185V184H180ZM186 185V186H187ZM188 185V186H189ZM214 185V184H213ZM15 186V187H16ZM33 186H36V185H33ZM46 186V185H45ZM55 186H53V188L55 187ZM207 186H209V185H207ZM206 186V187H207ZM229 186V185H228ZM20 187V188H21ZM37 187V186H36ZM39 187H42V186H39ZM65 187V186H64ZM69 187H67V188H69ZM88 187V186H87ZM91 187V186H90ZM101 187V188H102ZM121 187V186H120ZM165 187V186H164ZM183 187H185V186H183ZM203 187L205 188V186L203 185ZM212 187V186H211ZM225 187V186H224ZM19 188V187H18ZM30 188H32V187H30ZM83 189V190H81V189ZM150 188V187H149ZM186 188V187H185ZM189 188V187H188ZM199 188V187H198ZM197 188V189H198ZM208 188V187H207ZM16 189V188H15ZM27 189H28V186H27ZM46 189V188H45ZM44 188H43V190H45ZM123 189H126V188H123ZM168 189V188H167ZM193 190L195 189V188H192ZM213 189V188H212ZM218 189V188H217ZM217 189H216V191H215V189L213 190V192L215 193V192H217ZM220 189V188H219ZM228 189V188H227ZM9 190V191H8ZM11 190H12V188H11ZM14 190V189H13ZM86 190V191H85ZM150 190V189H149ZM181 190H185V189H181ZM187 190V189H186ZM190 190V189H189ZM192 190V192H194ZM221 190V189H220ZM220 190H219V192H220ZM7 191L9 192V193H7ZM17 191V190H16ZM19 191V190H18ZM32 191V190H31ZM34 191V190H33ZM42 191V190H41ZM46 191V190H45ZM92 191V190H91ZM90 191V192H91ZM152 191V190H151ZM191 191V190H190ZM227 191V190H226ZM225 191V192H226ZM228 191H230V190H228ZM4 192H6V193H4ZM13 192V191H12ZM37 192V191H36ZM89 192V193H90ZM95 192V191H94ZM93 192V193H94ZM120 192H122V191H120ZM212 191H210L209 189L208 190H202V191H197L196 189H195V193H196V195H195V197L194 196H192V197H194L195 199H194V201L192 202V199H189V197L188 198H183V200H181V199H179V197H178V201H184V200H187L188 202H189V206H191L190 208H191V210L192 209H198L199 208V205H200V210H198V211H200V212H202V205L201 204H197V202L198 203H201V202H203V200H201V198H203V199H205V200H209L210 201V199H212V197L213 198H215L214 196H213V193ZM17 193H19V192H17ZM47 193V192H46ZM50 193H52V190H51V192ZM70 193V194H69ZM115 193V192H114ZM194 193V194H195ZM221 193V192H220ZM6 194V195H5ZM8 194V195H7ZM13 194V193H12ZM44 195H45V193H43ZM91 194H92V192H91ZM152 194H153V192H152ZM157 194H160V193H157ZM191 194V193H190ZM194 194H191V195H194ZM17 195H19V194H17ZM50 195V194H49ZM52 195V194H51ZM87 195V196H86ZM122 195V194H121ZM166 195V194H165ZM222 195V194H221ZM227 195V194H226ZM260 195H262V194H260ZM16 196V195H15ZM14 196V197H15ZM39 196V195H38ZM85 196V200L86 201H83L82 199H83V197ZM98 196V195H97ZM103 195H102V197H104ZM174 196V195H173ZM187 196V195H186ZM199 196V197H198ZM217 196H218V194H217ZM216 196V197H217ZM40 197V196H39ZM43 197V196H42ZM90 197H93V199L91 198L90 199ZM100 197V196H99ZM98 197V198H99ZM132 197V196H131ZM191 197V198H192ZM201 197V198H200ZM12 198H13V196H12ZM16 198V197H15ZM44 198V197H43ZM50 198V197H49ZM57 198H58V200H57ZM98 198H96L95 200L96 201H98L97 199ZM243 198V197H242ZM245 198V197H244ZM14 199V198H13ZM18 199V198H17ZM48 199V198H47ZM102 199V198H101ZM104 199V198H103ZM216 199V198H215ZM214 199V200H215ZM30 200V201H29ZM46 200V199H45ZM48 200H51V199H48ZM92 200V201H91ZM107 200V201H106ZM118 200V199H117ZM125 201V204H127L128 206L129 205H131V204H134L133 202L136 200H134V201H132L131 202V199H130V197H129V199L127 200V198H125L124 199ZM133 200V199H132ZM176 200V199H175ZM174 200V201H175ZM189 200H191V201H189ZM199 200H201L200 202H199ZM204 200V201H205ZM227 200V199H226ZM244 200V199H243ZM18 201V200H17ZM16 201V202H17ZM96 201H95V203H96ZM119 201V200H118ZM216 201V200H215ZM19 202H21V201H19ZM46 202V201H45ZM104 202V201H103ZM161 202V201H160ZM185 202V201H184ZM208 202V201H207ZM227 202H228V200H227ZM89 205H88V204ZM99 203V202H98ZM131 203V204H130ZM178 204H182V203H180V202H177ZM212 203V202H211ZM210 203V204H211ZM242 203V202H241ZM243 203H245L244 201H243ZM242 203V204H243ZM51 204V205H50ZM138 204H140V203H138ZM170 204V203H169ZM185 205L187 204V202H185L184 203ZM183 204V205H184ZM203 204V203H202ZM208 204V203H207ZM214 204V203H213ZM85 205V206H84ZM87 205V206H86ZM90 205H91V207H90ZM172 205H173V203H172ZM177 205V204H176ZM182 205V207H184ZM196 205H198V206H196ZM127 206V207H128ZM135 206H136V204H135ZM141 206V205H140ZM203 206H204V210L206 209V211H204V213H207L208 215H209V208H208V206H210V205H208V206H206V204H205V202H204V204H203ZM206 206V207H205ZM39 207V206H38ZM121 207V206H120ZM146 207V206H145ZM160 207V206H159ZM159 207H157L158 209L157 210H159ZM172 207V206H171ZM181 207V208H182ZM187 207V206H186ZM185 207V208H186ZM194 207V208H193ZM196 207V208H195ZM198 207V208H197ZM123 208V207H122ZM170 208V207H169ZM179 207H177V209H178ZM189 207L187 208L188 210H186L187 212H188V214H187V217H188V215H190V214H192V213H190V212H192V211H190L189 212V209H190ZM211 208H213V207H211ZM35 209V211H33ZM99 209V210H98ZM166 209V208H165ZM183 209V208H182ZM255 209V208H254ZM38 210V209H37ZM136 210H138V209H136ZM154 210H156V209H154ZM167 210V209H166ZM213 210V209H212ZM249 210V209H248ZM198 211H197V213H198ZM251 211H253L252 209H251ZM250 211V212H251ZM108 212V213H107ZM132 212H133V215H132ZM155 212H157V211H155ZM195 212V211H194ZM200 212H199V214L198 215H196V214H194V216L192 215V217H191V219H189L188 218V220H190V222H189V224L190 225H193V230H194V232H195V238H197V241L196 242H199L200 243V238L202 237V235H203V237H205L206 235L210 238H208L207 239V245L209 246L208 248L209 249H211L210 251H212V252H210L209 250V252L210 253H214L215 255H213V258L211 257L210 259H211V261H213V262H215L216 260L218 261L219 259H218V257L221 255V253H223L224 252V249H223V252H221L222 251V245L220 244V242H219V239H220V237H218V235H217V233H215V231L217 230L215 227H212L213 225H209V222H208V219L207 218H205L206 216L205 215H207V214H200ZM256 210H255V215H256ZM157 213H159V212H157ZM160 213H161V211H160ZM181 213V212H180ZM203 213V212H202ZM212 213V212H211ZM35 214H37L36 216H35ZM167 214H169V213H167ZM186 214V213H185ZM184 214V215H185ZM213 214V213H212ZM171 215V214H170ZM211 215V214H210ZM168 216V215H167ZM212 216V215H211ZM211 216H209V217H211ZM250 216H252V215H250ZM170 217V216H169ZM208 217V216H207ZM256 217L257 216H255L254 218L256 219ZM13 218V219H14ZM173 218V217H172ZM163 219V218H162ZM175 220H176V218H174ZM184 219H186V218H184ZM206 219V220H205ZM254 219V221L257 223L258 221H256ZM259 219V218H258ZM165 220V219H164ZM33 221V220H32ZM207 221V222H206ZM253 221V220H252ZM251 221V225L253 226V222ZM262 221V220H261ZM6 222V221H5ZM160 222V223H159ZM156 223V224H157ZM176 223V222H175ZM183 223V222H182ZM187 223V222H186ZM259 223V222H258ZM262 223L264 224V221H262ZM155 224V225H156ZM166 224H168V223H166ZM166 224L164 225V229H165V226H166ZM188 223L186 224V225H189ZM261 224V223H260ZM20 225V224H19ZM18 225V226H19ZM169 225V224H168ZM167 225V226H168ZM255 226L257 225V224H254ZM3 226V228L5 229V228H9V226H7V224L5 225H2ZM160 226V225H159ZM162 226V225H161ZM260 226V225H259ZM153 227H154V225H153ZM152 227V228H153ZM158 227V226H157ZM163 227V226H162ZM162 227H158V228H162ZM190 227V226H189ZM257 227V226H256ZM260 227H262V226H260ZM2 228V229H3ZM155 228V227H154ZM157 228V230H159ZM177 227H175V229H176ZM187 228V227H186ZM191 228V227H190ZM253 228V230L255 231V227H252ZM255 228V229H254ZM11 229V228H10ZM170 229L172 230L173 228H171L170 227ZM178 229V228H177ZM263 229H264V225H263ZM6 230V229H5ZM166 230H168L167 228H166ZM192 230V231H193ZM159 231H161V230H159ZM169 231V230H168ZM175 231V230H174ZM186 231V230H185ZM184 231V232H185ZM191 231V230H190ZM251 231H252V229H251ZM253 231V232H254ZM257 231V230H256ZM262 231V230H261ZM264 231V230H263ZM158 232V231H157ZM193 232V233H194ZM156 233V232H155ZM159 233V232H158ZM161 233V232H160ZM176 233L179 235V237H181V231L179 232H177L176 231ZM215 233V234H214ZM252 233V232H251ZM255 233V232H254ZM257 233V232H256ZM255 233V234H256ZM162 234V233H161ZM187 234V233H186ZM185 234V235H186ZM206 234V235H205ZM184 235V234H183ZM182 235V238L184 237ZM253 235V234H252ZM191 236V235H190ZM206 236V237H207ZM256 236H258V234H256V235H254V239H256L257 238V241H258V237H256ZM1 237V236H0ZM174 237V238H173ZM193 237V236H192ZM202 237V238H203ZM80 238V237H79ZM185 238V237H184ZM252 238H253V236H252ZM194 239V238H193ZM254 239H251L250 237H248V238H246V241H245V246L244 247H247L248 248V253H252L253 252V250H254V247H256V246H254ZM81 240V239H80ZM186 240H188V239H186ZM204 240L206 241V238H204ZM62 241V242H61ZM75 240H73V242H74ZM160 241V240H159ZM190 241V240H189ZM188 241V242H189ZM193 241H195V240H193ZM195 242V243H196ZM193 243V242H192ZM198 243V244H199ZM173 244V245H172ZM187 244H188V246H187ZM191 244V243H190ZM197 244V243H196ZM197 244V245H198ZM210 244V245H209ZM255 244H257V245H259L257 242H255ZM202 246H203V244H201ZM76 246V245H75ZM174 246V247H173ZM202 246H200V244H199V247H202ZM171 247H173L174 248V250H171L172 248ZM206 247V246H205ZM12 248V247H11ZM205 249H207V248H205ZM198 250V249H197ZM204 250V249H203ZM203 250H201V251H203ZM11 251V250H10ZM206 251V253H207V250H205ZM257 251V250H256ZM12 252H13V250H12ZM11 252V256H12V254H14V253H12ZM18 252V251H17ZM17 252H16V254H17ZM18 253H20V252H18ZM50 253H48V254H50ZM247 253V254H248ZM211 254V255H212ZM15 255V254H14ZM13 255V256H14ZM19 255V254H18ZM27 255V254H26ZM25 255V256H26ZM195 255H197L196 253H195ZM207 255V254H206ZM204 256V257H207V256ZM255 255H256V253H255ZM1 256V255H0ZM10 256V257H11ZM17 256V255H16ZM210 256V255H209ZM214 256H218L217 258H215L214 259ZM8 257V256H7ZM180 257H183L182 259H184V261L182 262L181 260H180ZM197 257V256H196ZM203 257V258H204ZM9 258V257H8ZM7 258V259H8ZM14 258V257H13ZM26 258V257H25ZM51 258V257H50ZM254 258V257H253ZM15 259V258H14ZM18 259H20V258H18ZM18 259H16V260H18ZM22 259H24V258H22ZM215 261H214V260ZM3 260V259H2ZM26 260V259H25ZM50 260V259H49ZM180 260V261H179ZM9 261V260H8ZM15 261V260H14ZM19 261H21V260H19ZM51 261V260H50ZM210 261V262H211ZM217 261H216V263H214V264H217ZM238 261V260H237ZM236 261V262H237ZM253 261V260H252ZM39 262V261H38ZM37 262V263H38ZM42 262V261H41ZM44 262H47V261H43V263ZM52 262V261H51ZM186 262V261H185ZM190 262V261H189ZM218 262H220V263H218V264H223V262H222V260L220 259ZM20 262H18V264H19ZM53 263V262H52ZM188 263V262H187ZM202 263H204V262H202ZM11 264H13L12 262H11ZM40 264V263H39ZM46 264H49V263H46ZM53 264H56V263H53ZM189 264V263H188Z\"/></svg>",
    "mask_w": 264,
    "mask_h": 264
},
{
    "label": "built area",
    "instance_id": "2783aa9c",
    "mask_svg": "<svg viewBox=\"0 0 264 264\" xmlns=\"http://www.w3.org/2000/svg\"><path fill=\"white\" fill-rule=\"evenodd\" d=\"M110 9L104 5H97L89 11L90 20L97 27L106 28L110 23ZM264 49L263 33L259 29L250 30L246 42L239 52L240 59L248 69H255L261 65V56ZM181 169V168H180ZM244 247V243H243Z\"/></svg>",
    "mask_w": 264,
    "mask_h": 264
}]
</instances>
